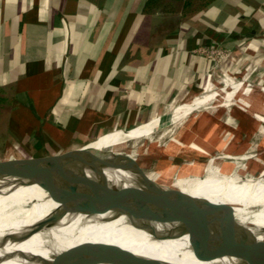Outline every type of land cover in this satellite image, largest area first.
<instances>
[{"label": "crops", "instance_id": "crops-1", "mask_svg": "<svg viewBox=\"0 0 264 264\" xmlns=\"http://www.w3.org/2000/svg\"><path fill=\"white\" fill-rule=\"evenodd\" d=\"M232 60L251 69L264 62V0H210L185 12L176 0H0V84L12 86L15 101L10 131L27 132L32 147L41 137L60 152L155 119L152 131L164 130L171 109ZM204 111L178 129L214 124V142L208 135L203 146L220 149L227 125L217 116L226 110ZM228 114L233 131L257 130L256 119Z\"/></svg>", "mask_w": 264, "mask_h": 264}, {"label": "bare ground", "instance_id": "bare-ground-1", "mask_svg": "<svg viewBox=\"0 0 264 264\" xmlns=\"http://www.w3.org/2000/svg\"><path fill=\"white\" fill-rule=\"evenodd\" d=\"M212 86L210 82L205 88ZM234 86L236 88L234 91L241 88L242 91L247 92L251 89L242 86L241 82ZM222 90L224 89L207 91L178 105L171 118L177 122L181 112L185 117L189 111L205 106L218 96L221 97ZM234 91H225V95H231ZM202 96L206 97L205 101L201 100ZM241 99L239 97L237 101L241 103ZM242 104L257 120L264 122V116L254 112L247 102L244 101ZM157 125V119L139 124L128 132L117 131L105 135L92 142L90 146L94 149L110 147L113 155L119 154V151H114V149L120 146V142L122 145L126 139L147 135ZM119 137L125 138L113 141ZM103 152L106 154L107 151ZM111 154L107 152V155L111 156ZM127 155L132 156V154ZM225 156L227 155L220 154L219 157ZM213 160L212 157L206 163L195 164L199 169L206 170L204 176L176 178L170 184L171 188L185 191L207 203L230 206L235 221L241 229L257 239L259 236H264V181L260 180L264 175V167L260 168L259 176L254 177V171L252 173L250 171V176L247 177L244 167L238 172H225L224 168L221 169L219 165H214ZM104 173L112 182L123 178L125 182L130 183L137 178V174L126 175L121 170L116 173L113 168H105ZM147 175L154 181L159 174L151 172ZM14 199L25 200L28 204ZM59 208V203L35 182L27 181L25 185L22 183L1 187L0 264H41L37 261L40 258L50 259L55 252L61 249L91 242L116 244L136 254L169 264H233L235 261L230 256H222L213 262H203L197 259L192 249L188 248L190 246L188 234L163 235L164 232L172 230L166 225L163 227L156 225L151 230L142 231V228L132 225L127 215L124 214L112 218L108 213L84 215L77 212H66L59 214L57 211ZM260 239L264 240V238ZM261 253L264 254V248Z\"/></svg>", "mask_w": 264, "mask_h": 264}, {"label": "water", "instance_id": "water-1", "mask_svg": "<svg viewBox=\"0 0 264 264\" xmlns=\"http://www.w3.org/2000/svg\"><path fill=\"white\" fill-rule=\"evenodd\" d=\"M79 148L43 155L0 159V179L15 178L37 183L59 203L58 213L127 215L129 222L151 230L154 224L172 228L163 235L188 234L193 255L203 262L222 256L233 264H264V240L241 229L228 205L191 198L179 189L151 180L137 165L131 169L123 159ZM130 159V157H129ZM105 168L125 169L137 174L130 183L110 181ZM56 211V212H57ZM147 224V225H146ZM150 224V225H149ZM161 235V234H160ZM41 264H169L136 254L111 243H79L61 249Z\"/></svg>", "mask_w": 264, "mask_h": 264}, {"label": "rangeland", "instance_id": "rangeland-1", "mask_svg": "<svg viewBox=\"0 0 264 264\" xmlns=\"http://www.w3.org/2000/svg\"><path fill=\"white\" fill-rule=\"evenodd\" d=\"M220 54L222 56H220ZM220 54L217 55V60H221L223 59V57H227L225 52H221ZM232 58H234L233 55L231 56V59ZM234 62L232 60L227 66L218 65L216 67L215 74L211 75V81L214 83V86L207 89L205 88L206 86L203 85L202 89L198 91V93L194 96L197 97L207 91L209 92L212 90L224 89L221 91V97L218 96L217 99H212L205 106H199L195 108V110L193 109V111H195L197 114H202L203 110H205L204 113L206 115L207 111L211 109H216L217 111H221L222 109L226 110V114L222 113L221 111L218 112L217 116L219 117V113L222 114L220 115V117H223L222 120H224L225 124L227 125V127H223L225 129L221 130V133L219 131L218 139L220 140L219 143L221 144L220 149L214 148L212 149V151H210L209 148L203 146L202 140L207 141L208 135L210 138V135L213 134L212 130L210 129L215 128L214 124H208L203 130L199 129L198 132H184L182 130L180 131V129H178V123H180L181 118L184 117L181 112L179 118L177 119V122H174L172 119L171 124L166 126L164 130L162 128H159L155 131H151L147 135L126 139L122 145L120 142V146L114 149V151H119V154H114L112 158L128 156V159L125 158L122 160V162L129 166L130 170L135 168V164L131 162V160H135L137 165L143 168L145 172H158L159 175L157 176L156 182L167 187H172L170 184L179 177L191 178L195 175L204 176L206 174V170L196 167L195 162L206 163L212 157L214 158L212 163L214 165H219L221 169L224 168L223 170L225 172H238L241 168L244 167V169L246 170L245 176L249 177L250 171L251 173L252 171H254V177L259 176L260 168L264 167V122L257 120L252 115V113L248 114V111L246 110L242 102H247L254 112L256 111L258 114L264 116V62H259L258 66L253 67L252 69L250 68L248 60H243L240 68H237L238 64ZM226 78L229 79L226 80ZM239 82L242 83V86H246L251 89L247 92H245L244 90L243 92L241 88L234 91L236 89L234 85L238 84ZM225 91L234 92L231 93V95L226 96ZM12 95L13 88L12 86H10V84H0V159L22 157L28 155L30 156L32 154H49L55 152V150H63L61 149L63 147H51L46 145L45 141L43 142L41 140V137L40 139H34L35 147H32L29 145L30 143H25V134H27V132H21V136L20 134L15 135L10 131L11 128L8 112L11 105L15 102L13 100V97H11ZM239 97L243 99H241V103L237 101ZM205 99V96L201 97L202 101H205ZM176 107H173V109H171L169 117H172L173 111ZM232 110L240 112L242 118L246 117L247 119H249L250 117L253 118V120L256 119L257 130L246 132L242 131L241 133L233 131V129L231 128L235 127L236 121L232 116L228 114V111L231 112ZM193 111H189L187 115L189 116L193 114ZM200 123H202V120ZM247 123H249V120L247 121ZM11 127H15L14 123L11 125ZM130 129H114L112 131H108L89 141L87 149L97 150L98 152L112 150L110 147H97V149H94L92 146H90V144L92 142H95L97 139H101L105 135H109L117 131L128 132ZM122 138L125 137H119L113 141H117ZM196 139L198 140V142H196ZM234 140L236 142H234ZM199 141H201L202 143H199ZM207 142H209V144H213L214 141L211 142L210 138ZM24 143L26 146L23 145ZM57 144L60 143L57 142ZM57 147L60 149H58ZM78 147L80 146H76L73 148ZM169 153L174 154V157L172 159H170V157L168 156ZM127 154H132V156H129ZM220 154H225L227 156L220 158ZM119 170L123 171V173L126 175L136 174L130 170L125 169H114V172L117 173V171ZM19 180L20 179L15 178H1L0 188L3 186L18 185L22 183H24L25 185L27 183V181ZM260 180L264 181V175L260 178ZM183 193L191 198L196 199V196L190 195L185 191ZM14 200L23 204H28L25 200ZM156 225L159 224H154V226L151 227L154 228ZM143 230L145 229H142V231ZM260 238H264V236H259L258 239ZM188 248H191V246H189Z\"/></svg>", "mask_w": 264, "mask_h": 264}, {"label": "trees", "instance_id": "trees-1", "mask_svg": "<svg viewBox=\"0 0 264 264\" xmlns=\"http://www.w3.org/2000/svg\"><path fill=\"white\" fill-rule=\"evenodd\" d=\"M182 12L197 11L210 0H176Z\"/></svg>", "mask_w": 264, "mask_h": 264}, {"label": "built area", "instance_id": "built-area-1", "mask_svg": "<svg viewBox=\"0 0 264 264\" xmlns=\"http://www.w3.org/2000/svg\"><path fill=\"white\" fill-rule=\"evenodd\" d=\"M213 53L216 54V55H219L221 52H213V51H212V54H213ZM220 56H222V55L220 54Z\"/></svg>", "mask_w": 264, "mask_h": 264}]
</instances>
